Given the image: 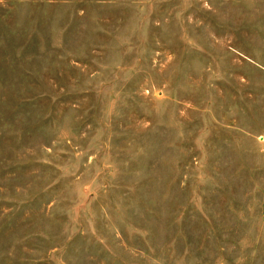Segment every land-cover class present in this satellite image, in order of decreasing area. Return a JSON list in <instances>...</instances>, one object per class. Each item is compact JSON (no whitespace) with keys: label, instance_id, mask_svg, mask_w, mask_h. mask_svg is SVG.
Here are the masks:
<instances>
[{"label":"rangeland","instance_id":"obj_1","mask_svg":"<svg viewBox=\"0 0 264 264\" xmlns=\"http://www.w3.org/2000/svg\"><path fill=\"white\" fill-rule=\"evenodd\" d=\"M0 264H264V0H0Z\"/></svg>","mask_w":264,"mask_h":264}]
</instances>
